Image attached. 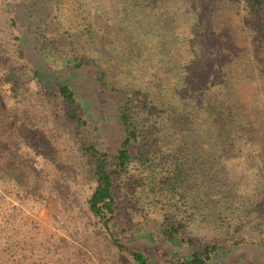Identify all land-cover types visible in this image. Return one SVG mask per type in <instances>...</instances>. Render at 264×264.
Wrapping results in <instances>:
<instances>
[{"label": "trees", "instance_id": "1", "mask_svg": "<svg viewBox=\"0 0 264 264\" xmlns=\"http://www.w3.org/2000/svg\"><path fill=\"white\" fill-rule=\"evenodd\" d=\"M29 1L39 12V8L53 11L54 20L63 28V38H59L38 24L34 60L21 43L20 54L33 64L32 77L44 93L62 97L65 117L92 166L95 188L88 198L92 213L107 228L113 227L122 214L117 211L115 193L140 187L182 199L189 210V224L204 210L203 219L210 223L212 213L206 205L216 201L217 219L229 232L235 218L243 219L240 222L246 228L251 226L258 208L264 209V200L258 199L264 197V130H260L264 101L254 103L263 111L252 113L249 119L251 114L245 113L232 83L229 64L245 69L244 62L250 61L245 56L252 54L233 34L237 30L234 17H247L264 43V0H122L115 23L106 22L112 19L104 0ZM16 4L9 8L11 25L18 24L13 13ZM137 12L147 18L145 23L138 20ZM208 15L214 28L206 21ZM113 25L115 32L110 29ZM214 29L220 33L214 34ZM107 45L110 51H102ZM255 51L262 63L260 51ZM17 69L10 65L3 83L20 95L30 89L24 72ZM71 73L94 78L97 87L90 92H98L103 107L110 105L122 132L118 146L101 148L92 140L94 127L79 102ZM258 75L264 87V70L260 68ZM2 111L0 107V130L8 125ZM105 121L102 118L107 127ZM233 164L242 166L246 193L230 179ZM1 165L12 174L4 162ZM253 184L257 186L254 195L247 193ZM216 192L219 198L214 200ZM241 200L243 205L234 211V204ZM257 224L255 230L263 225L260 220ZM162 226L155 229L157 239L164 242L159 247L143 241L127 245L114 232L112 239L137 264H217L216 243L206 242L188 252L175 244L186 224L166 217ZM254 249L260 248L252 247L244 256L240 250L222 264H264V256Z\"/></svg>", "mask_w": 264, "mask_h": 264}, {"label": "rangeland", "instance_id": "2", "mask_svg": "<svg viewBox=\"0 0 264 264\" xmlns=\"http://www.w3.org/2000/svg\"><path fill=\"white\" fill-rule=\"evenodd\" d=\"M17 1L0 0V107L8 122L7 127H2L4 132L0 130V264H137L128 251L113 242L112 232L116 237L121 236L122 242L127 245L143 241L159 247L164 242L157 239L159 235L157 237L158 230L156 232L155 229L162 226L166 217L186 224L177 234L178 244H175L181 248L186 247L188 252L200 248L206 242L216 243L219 246L214 256L217 264H222V260L231 254H238L240 250V255L244 256L257 245L260 249L254 250L264 256V242H258L264 239L262 208H258L254 221L252 219L254 228L253 224L246 228L240 222L243 219L235 218L234 226L230 227L233 234L217 219L216 201L206 205L212 213L210 223L203 219L206 214L204 210L195 222L189 224L186 219L189 210L185 209L182 199L168 194L163 196L140 187L132 192L115 193L117 211L122 214L116 218L118 221L113 222V227L107 228L92 213L88 205V198L95 188L92 166L82 155L79 141L65 117L62 97L44 93L37 79L32 77L35 71L33 64L20 54L21 43L31 60H34L38 24L48 34L59 38H63V28L54 20L53 11L47 13L39 8V12L30 7L29 0L16 4ZM104 2L112 19L106 22H118L120 13L117 9L122 6V0ZM14 4L17 5L13 11L18 19L17 25H11L13 14L9 13V8ZM69 12L76 13L72 10ZM47 14L49 16L44 20ZM137 16L138 20L145 23L147 18L140 12H137ZM71 17L77 20L74 14ZM205 18L214 28L215 23L212 24L209 15ZM233 23L237 27L233 33L235 38L241 39V45L246 46L252 54L250 58L245 56V59L250 60L244 62L245 69L237 63H231L229 70L234 88L243 101L245 113L247 116L251 114L249 119H252L257 111H263L256 109L255 104L264 101V87L258 75L260 68L264 70V43L252 22L244 15L234 17ZM102 24H106L104 20ZM114 27L110 29L115 32ZM101 30L104 32V29ZM214 30V34L220 33L219 29ZM110 48L107 45L102 51H110ZM257 49L263 59L262 63L255 57ZM10 65L17 67L20 73L24 72L22 76L30 90L15 95L5 87L3 76ZM24 68H27V72ZM69 77L73 78L79 102L94 127L92 140L101 148L118 146L122 132L110 111V105L103 107L105 103L97 100L98 92H90L97 87L92 75L73 77L71 73ZM260 115L264 116V112ZM102 118L107 120V127L102 124ZM260 130H264V127ZM3 162L12 174L2 169ZM241 167L234 164L231 166L230 179L237 182L241 193H246V181L241 177ZM254 186L247 193L254 195L257 187ZM218 196L219 192H216L214 200ZM258 199L264 200V197ZM243 200L234 204V211L243 205ZM225 213L232 212L226 210ZM258 220L263 225L255 230Z\"/></svg>", "mask_w": 264, "mask_h": 264}]
</instances>
